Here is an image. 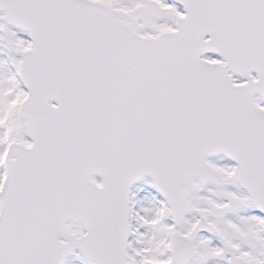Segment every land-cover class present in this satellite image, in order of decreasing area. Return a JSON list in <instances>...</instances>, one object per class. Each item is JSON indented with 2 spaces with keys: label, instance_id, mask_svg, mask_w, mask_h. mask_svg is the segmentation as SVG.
I'll use <instances>...</instances> for the list:
<instances>
[{
  "label": "snow or ice",
  "instance_id": "obj_1",
  "mask_svg": "<svg viewBox=\"0 0 264 264\" xmlns=\"http://www.w3.org/2000/svg\"><path fill=\"white\" fill-rule=\"evenodd\" d=\"M178 3L0 0V264H264V0Z\"/></svg>",
  "mask_w": 264,
  "mask_h": 264
},
{
  "label": "rangeland",
  "instance_id": "obj_2",
  "mask_svg": "<svg viewBox=\"0 0 264 264\" xmlns=\"http://www.w3.org/2000/svg\"><path fill=\"white\" fill-rule=\"evenodd\" d=\"M169 2H170V0H169ZM14 30H16V29H14ZM20 34L23 35L25 38H28L26 34H24L22 32H20ZM4 35H5V33L0 32V37H2ZM0 43L3 46V48H4V41L1 40ZM0 59H7V51H4V50L0 49ZM260 103L264 104V101L263 102L261 101ZM215 161L218 162V163H221V164L225 163V162L224 163L222 162L223 161L222 159L215 160ZM208 187L215 189L214 185H209ZM134 194H135L134 199L138 202V205H136V210H140L141 207H151L152 206L151 198L155 194L153 193V189L151 188V186H150V184L148 182H146L145 184H143L141 186L136 187L135 191H134ZM203 194H207V189L205 190V193H203ZM145 197H147V198H145ZM133 224L135 225V221H133ZM140 230L141 231H145V229H143V228H141ZM68 264H86V262H83L81 259L74 258L73 260L71 259L68 262Z\"/></svg>",
  "mask_w": 264,
  "mask_h": 264
},
{
  "label": "water",
  "instance_id": "obj_3",
  "mask_svg": "<svg viewBox=\"0 0 264 264\" xmlns=\"http://www.w3.org/2000/svg\"><path fill=\"white\" fill-rule=\"evenodd\" d=\"M2 11V10H1ZM3 12V11H2ZM258 94V93H257Z\"/></svg>",
  "mask_w": 264,
  "mask_h": 264
}]
</instances>
